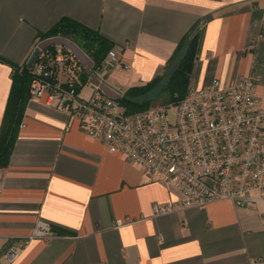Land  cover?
Instances as JSON below:
<instances>
[{"label": "crops", "instance_id": "crops-1", "mask_svg": "<svg viewBox=\"0 0 264 264\" xmlns=\"http://www.w3.org/2000/svg\"><path fill=\"white\" fill-rule=\"evenodd\" d=\"M62 18L122 49L128 69L101 79L119 96L163 75L197 24L189 86L250 77L264 106V0H0V59L32 66L43 42L38 34ZM11 74L0 61V127ZM95 89L84 85L81 98ZM0 176V264H264V192L249 193L252 207L218 201L154 216L155 205L181 194L110 153L43 99L28 96ZM41 225L49 239L34 237ZM21 243L7 262L6 252Z\"/></svg>", "mask_w": 264, "mask_h": 264}, {"label": "built area", "instance_id": "built-area-1", "mask_svg": "<svg viewBox=\"0 0 264 264\" xmlns=\"http://www.w3.org/2000/svg\"><path fill=\"white\" fill-rule=\"evenodd\" d=\"M121 53L120 47H112L95 76L127 70ZM76 60L61 47L38 50L30 66L29 99H43L47 107L75 119L81 131L110 153L181 194L178 202L155 205L154 216L218 201L252 207L256 200L249 193L264 192V106L255 98L252 78L231 83L214 79L204 87H189L175 104L128 113L97 88L87 99L79 96ZM2 189L0 176V196ZM34 237L49 239L51 232L41 225ZM23 247L11 246L6 261Z\"/></svg>", "mask_w": 264, "mask_h": 264}, {"label": "trees", "instance_id": "trees-1", "mask_svg": "<svg viewBox=\"0 0 264 264\" xmlns=\"http://www.w3.org/2000/svg\"><path fill=\"white\" fill-rule=\"evenodd\" d=\"M55 37L70 40L78 45L82 53L92 62L91 73L94 75L100 61L113 47V44L98 32L69 18H62L47 32L38 34L39 41ZM198 38L199 31L196 24L177 45L172 57L166 64L164 74L142 86L127 89L117 100L118 103L128 113H134L149 108V105L158 98H163L167 104L179 102L190 87V78L196 57ZM48 48L53 49L54 47ZM62 50L71 55L67 49L62 48ZM0 61L7 64L12 70L10 93L0 127V168H4L9 162L10 154L21 124L25 103L28 100L31 67L16 65L4 59H0ZM76 64L79 66L80 84L83 87L90 83L89 77L80 62L76 60ZM168 69L170 71L167 74ZM152 94H154L152 100L146 99L143 102L136 100L138 98H147Z\"/></svg>", "mask_w": 264, "mask_h": 264}, {"label": "water", "instance_id": "water-1", "mask_svg": "<svg viewBox=\"0 0 264 264\" xmlns=\"http://www.w3.org/2000/svg\"><path fill=\"white\" fill-rule=\"evenodd\" d=\"M48 47H62L67 49L78 61H80L85 66L91 85L96 87L100 92L110 99L118 100L120 98L117 93L112 91L102 81H100L98 77L91 73V61L72 42L61 37H55L46 39L40 44V49H45Z\"/></svg>", "mask_w": 264, "mask_h": 264}, {"label": "rangeland", "instance_id": "rangeland-1", "mask_svg": "<svg viewBox=\"0 0 264 264\" xmlns=\"http://www.w3.org/2000/svg\"><path fill=\"white\" fill-rule=\"evenodd\" d=\"M70 41V40H69ZM70 42H72V41H70ZM73 43V42H72ZM81 52H82V50L78 47V45H76L75 43H73ZM172 67V66H171ZM170 70H171V68H170ZM169 69H168V71H167V74L169 73V71H170ZM98 79H100V78H98ZM100 81H101V79H100ZM124 81H121V79H120V77H119V82L117 83L118 85L117 86H119V87H117V90H121V91H119V92H122L123 90H125L126 89V85H124ZM90 87V86H89ZM88 91V89L86 88V92ZM124 94V93H123ZM122 94V95H123ZM121 95V96H122ZM153 95L154 94H152V95H149L147 98L145 97V98H138V99H136L137 101H139V102H143V101H145L146 99H153ZM79 96H80V91H79ZM81 97V96H80ZM160 104H167L166 102H165V100L162 98H158V99H156L154 102H152L150 105H149V107L150 106H155V105H160Z\"/></svg>", "mask_w": 264, "mask_h": 264}]
</instances>
